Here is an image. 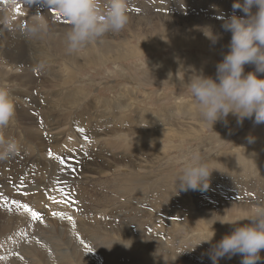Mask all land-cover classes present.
Listing matches in <instances>:
<instances>
[{
    "label": "rangeland",
    "instance_id": "rangeland-1",
    "mask_svg": "<svg viewBox=\"0 0 264 264\" xmlns=\"http://www.w3.org/2000/svg\"><path fill=\"white\" fill-rule=\"evenodd\" d=\"M6 1L2 5H7V3L8 5L12 4L10 5L11 7L9 6L11 13L13 10L12 6L14 7L16 6L14 9L15 11H19L18 9L21 8H28V6H30L32 8V11L34 10L35 14L37 13V11L41 13V10L43 8H47L40 4H34L33 6L28 5L26 0H6ZM186 1L185 0L184 1L183 0H170V1L169 0H128L129 22L123 30H121L119 33L108 32L103 37L89 43L86 47L72 54H68L66 52V33H64V30L68 29L70 25H68L66 19L57 16L54 11H50L49 13H47L48 17L44 16V20L47 23V31L45 35L47 34L49 37L54 35L62 38L65 41V44L62 47L56 48L55 45H44L41 42H38L37 45L32 46L30 42L27 40L25 35V38L21 43L23 44L24 42L27 46L26 48H28L29 52L31 53L28 54L31 57L27 55L28 61L26 64L27 65L26 67H28L27 68L28 73L30 74L28 75V77H26V79L24 78L25 80L16 79L14 77L11 81L12 83L9 82L4 83L3 76H0V87L7 88L12 94L13 101L15 99L14 104L15 102L17 103L15 104V115L13 117V120L14 119L15 120L14 122L12 120V122L14 123L13 124L14 128L13 127L11 128L10 125L8 129L12 133L16 135H20V137L24 139L25 143L23 144L24 147L23 145L21 146L22 151L20 150L19 153H17L14 157L5 161H0V175H1L0 180L2 179L3 183L5 182L11 183V181L13 180L12 164L13 165L15 164L14 160L17 162V170L16 173L14 174L15 179H19L20 175L21 176L28 175L30 171H33L31 170L33 168L36 167L47 168L46 173L48 174L39 173L40 175L39 174L33 175L32 177L34 179L32 177L31 179L43 181L44 179L45 180L47 179L46 178L47 176L48 179L49 178L51 179V180L49 179L51 183H55L59 185L54 189L52 188L50 195L45 197L44 201L51 204L52 207L49 206L47 208H49L48 210L51 211L53 216L56 215L59 216V219L62 222V226H60V230L57 233L51 231L52 229L48 230L49 228L44 226L43 229L41 230L43 231V234L45 233L44 235L42 234L41 231L39 232L36 231V233H33L34 235L33 234L31 235V238L30 236H24L25 238L23 237L22 240L24 241L23 242L21 241L22 247H20V249L32 248L35 247V245L36 246L39 245L41 247L50 249L54 252L57 251L55 253L59 254V256H55V258H53L52 260L53 264H56L60 258V253H61L59 248L60 245L64 249H68V250L71 249L70 250L71 253L75 254L76 249H74V247L72 246V239H70L71 221H69L71 220L69 218L71 216H74V214H69V211L66 208H63L65 207L64 203L60 202L61 199L59 200V198L61 197L63 199L64 198L63 196H67V197L70 196L71 190H74V188L77 187H82L84 194L82 195L81 193V197L83 198L81 200V203L79 202L77 203L78 209L80 210L81 208V210L88 211V212L86 211L87 213L84 214V216H87L86 218L82 215H80V217L78 216L79 219L75 217L76 218L75 223L77 222L76 226H78L77 227L78 231L80 230L79 231L80 234L78 233L79 234L78 236L80 238L77 237L76 239L79 240L78 256L79 255L80 256L78 258L84 259L85 261H87V264L88 263L115 264L116 262L113 259H111L113 258L112 257L113 255L115 258L116 256L120 258L123 257L122 261L124 263L122 262V264H131V263L135 264L134 260L138 259L136 258V255L140 254L141 251L145 249V247L142 248L143 245L141 243H140L141 245L140 244L138 245V242L136 243L135 239L134 238L132 239L128 235L126 236L111 235L110 233H107L106 230H104L103 228H105L106 226L111 227L112 225H113L112 227L115 226L118 227L120 226L119 224L121 223H122L121 225L123 226L125 223L130 222L129 220L132 219L138 220L140 213L141 214L143 213V217L146 216L145 218H143L144 220H152V218L154 220L155 218L156 225L158 226L157 229V227L153 225L154 229L153 228L152 229L153 230L157 229L156 231H154L155 233L158 230H163L165 234L166 233L168 234V227H169L168 225L172 226V231H174V234L176 233V230L179 232L181 231L183 233L182 245L183 247H185L184 250H186V254L184 255V257L187 258V259L184 258L185 260L184 264H196V263L212 264L211 260L207 255L209 251V249L206 248L207 245H204V243L201 242H198V244L201 243V245L198 244L194 245L193 243H196V241L201 238H198L195 241H193L192 238L194 235H196L192 233L193 230H190V233L185 235L184 231L186 230V226L181 225L180 220L185 219L187 221L188 219L186 218L192 219L195 214L203 215L206 210L212 209L211 211L215 210L214 215L218 217L219 219L218 221L243 222L244 218H246L248 215L251 214L252 210L257 204L264 205L263 203L264 202V124L254 125L252 120L246 118L243 121L242 126H240L236 122V117L229 114V116L227 117L228 120L227 126H225L223 122L218 121L217 123L214 124L212 129L210 125H207L202 122V118L195 106V102L191 96V93L186 87L187 82L190 79H192L195 76V74H199L201 72L205 76H211L215 78V72H216L215 65L222 60L223 54L228 50L226 46L230 41V39H228L227 36L229 32H225L222 29L221 25L223 21L218 17L221 15L225 17L230 16L232 14V7H229L228 10L226 9V7H224L225 4L223 2H218L215 0H188L187 2ZM219 3L221 5H219ZM235 14L239 16V13H237V11ZM15 15L17 16V14ZM62 20H66L65 21L66 24ZM20 21L31 23L32 19L28 17H24ZM55 22L57 23L55 24ZM58 23L64 25H58ZM211 23H213V25H211ZM158 24H160L161 26L159 27ZM52 25L54 26V28L51 27ZM205 27H210L214 34H219L222 37L217 44L213 45L211 41L205 37L203 33V29ZM0 35H2V33H0ZM203 40H206V42ZM4 46L5 44H3V47ZM141 46L147 49L139 50L138 48ZM34 47L38 48V50H41L43 47L44 48L49 47V48L48 51L44 52L43 56H41L42 55L41 51L38 52L33 51ZM129 49H134L137 51V53L132 55L131 52H128ZM90 50L95 53L92 52L93 55H91L90 52H87ZM99 54H101L100 55L101 57L99 56ZM0 58L2 62L6 61V57H4L3 55H0ZM95 60H98L99 62L95 63ZM30 61L34 63H31ZM67 61L68 63H66ZM78 63H80V66H78ZM9 64L11 63L9 62ZM18 66L19 64H12V68H17ZM250 71H254V66L245 65V73ZM261 78H264V76H261ZM27 81L30 84H28L26 87L25 83H27ZM21 82H25V83H21ZM17 88L21 89L22 91L19 90V93H17V95H14V92L16 94ZM79 89L82 92H80ZM43 96L45 98H42ZM34 97L35 99H32ZM72 98H75V100H72ZM134 99L138 100L139 102L134 101ZM19 103L21 104L20 107H19L20 105ZM125 103L128 105H126ZM108 105L111 107H109ZM96 107L97 109H94ZM172 109H174V112L170 116L169 124L168 123L167 124L165 123L163 125L153 124L154 123L153 121H156L158 117V113L159 114L165 113ZM138 110L140 111V113H138ZM22 111H26V112L28 111L27 113H30L31 117L26 121H22L21 120ZM150 111L151 114H148V112ZM141 114L143 117L141 116ZM147 115L153 117H149L147 119L148 117ZM124 117H130V118H125L124 120ZM68 118L70 119L69 121L71 122L68 121ZM79 119L81 120V122L84 121L83 122L84 124L82 126L75 125L78 128L74 126V131H73L72 130L73 125ZM90 119L92 122L90 121ZM113 120H115L116 123ZM127 120L129 122H127ZM139 120L142 122L140 123ZM29 122L30 124H28ZM121 122L122 123L125 122V124L124 123L122 124ZM31 123H33V125ZM108 123H112V124L108 125ZM130 123H132L131 127H128ZM120 124L122 125V127ZM29 125L30 126L36 125L37 127L36 126L34 127L40 130V133L42 132L41 136L45 144V147L42 145V142L39 143L30 138V136L24 129L25 127L27 128L30 127ZM69 125L71 127H69ZM114 126L115 127L118 126L117 129L119 131L113 130L112 128H114ZM51 128L52 129L58 128L57 134L63 132H69L72 134L73 132V135L70 137H73L76 146L77 145L80 146V147L78 146L77 148V150H80V152L74 153L72 149L71 150L59 149L60 151L58 149L57 150L54 149L55 147L54 145L56 144L61 145L62 138L58 142L56 141L57 142L56 143L51 138V136H53L51 135ZM105 131L107 132V134ZM113 132L114 133L116 132L115 133L116 135H114ZM82 133L83 134L89 133L90 135L80 136V134ZM122 133L123 136L125 135V137L121 135ZM93 134L95 137L94 139L92 138ZM149 134L150 135L159 134L160 138L157 143V146L152 144L151 149L147 151L148 154L144 155L142 153L141 147L144 143L151 142V140L146 138L147 135ZM165 134L167 135L165 136ZM170 134L171 135L173 134V136H169ZM99 135L101 137H99ZM249 136L254 137V142L252 143L248 142L247 137ZM87 137L88 140H86ZM105 138L107 142L105 141ZM122 138L135 140L134 142L135 145L131 147L129 150H125L121 146L125 145V143L126 146L129 145V141L128 142L127 140L126 142L125 140L122 141ZM101 139L104 142H102ZM88 141L91 142L89 143ZM98 142L100 145L98 144ZM120 142H124V143H120ZM193 149H199L201 151L207 164L212 163V166H208L209 169L212 171L209 177V181H208L209 187L207 190L180 191L179 190L180 181L175 180L174 187H171L173 190L171 193L172 196L168 198L166 206L162 205V203L158 201L159 199L156 196L154 197L149 196L148 198L145 199L146 201H150V203H147L144 199H141L142 197L140 198V201L138 200L135 201L134 199L130 198L131 194H133L131 188L129 189V193L128 191H126L125 193L121 192V190H123L124 188L123 185L127 183L126 180L129 179L128 177L134 178L136 181L139 182L150 181L153 182V184H155L154 181L157 179L165 180L164 176L175 175L177 179L178 175L181 174L182 172V168L184 164L183 158L186 156L187 153H189L190 150ZM252 149L255 152L251 151ZM53 152L58 153L57 156H55V153L53 154ZM125 154H127L126 158L129 157L131 161L130 160L128 162L126 161V159L124 158ZM253 155H259L260 157L258 159L257 158L253 159ZM31 156L32 158H30ZM236 157L237 159H235ZM19 158L20 161L22 162L19 161ZM213 160L216 162H213ZM26 161L28 165L24 164L26 163ZM54 161L57 163H55ZM123 161L126 162V164L122 163ZM141 161L147 163L145 164L144 162ZM151 161H153L154 164ZM39 162L42 165L41 164L39 165ZM22 163L24 164V166ZM131 163L133 165H131ZM137 165L140 166L136 168ZM53 166H56L58 168V169L56 168L58 172L55 173V175H53L51 170ZM142 167L144 169H142ZM41 168L40 171L42 172ZM129 169L130 171H128ZM114 170L116 172H112ZM119 170L120 172H118ZM125 171L127 175L129 174L130 175L127 176L126 173H124ZM83 172L89 173L88 174L89 176H92L91 175L92 173L96 174L97 172L96 175L98 176V179L97 180L95 179L96 180L95 181L92 176L91 178L93 180L91 183H87V184L81 182L79 183V179L82 178ZM60 178L61 180H59ZM118 179H120V181ZM65 181H70V182L72 181L74 184L65 186L64 187L65 192L61 193L60 184ZM170 184H173V182L171 181ZM84 189L85 190L89 189L88 193L87 191L85 192ZM0 190H1L0 198L2 197L4 198V200L8 202L12 201V198L3 197L7 195V192L6 189L3 188L2 184L0 185ZM105 191L107 192L105 193ZM183 192H185L184 194L185 196L182 195ZM14 193H17L16 190H14ZM73 195H75V192ZM10 196L12 197V195ZM106 196H108V198ZM118 197L119 199L121 198V200H119ZM184 197L186 199H184ZM129 199H131V201ZM189 201L191 202L190 204L188 203ZM87 202L88 203L93 202L96 207H94L93 203L88 204ZM118 202H123V203H119L120 204L119 205ZM112 203L115 204L113 205ZM27 204L30 208L31 206L32 208H35L34 203H32L30 199L29 201L27 200ZM78 204H80V206ZM99 204H101V207ZM111 205L112 207L113 206L114 207L112 208ZM189 205L192 210V212H190L189 215L188 213L183 214L182 212H179L177 215L178 217H176L175 219L174 217H167V214H165L166 213L165 210H169L168 209L169 207H173L175 210L179 208L184 209L185 207V209H188L190 211V209L188 208ZM196 208L197 210L195 211L194 214V210ZM226 213L228 214L226 215ZM90 214L92 216L95 214L98 216V218L106 217L108 221V222L106 221L107 225H105L104 223L102 225L101 223L97 228V230H93L94 228L91 227L94 222ZM149 214L151 219L149 217ZM154 215L157 217H155ZM159 216L162 219V221H163V216H165L164 218L167 217L168 220L164 219L165 225H163L164 222L162 223L161 220H159ZM20 220L18 222L19 223L21 222L20 224H23L22 220L21 221ZM169 220L171 223L168 222ZM39 221L41 222V220ZM90 221L91 223H89ZM0 222L1 223L3 222L1 214H0ZM44 222L50 223L49 220L48 221L44 220ZM221 222L219 223L222 226H224L226 229V227L229 224L221 223ZM112 223H117V224H112ZM82 225H85V227L84 226L82 227ZM166 226L167 228H164ZM85 232L87 233L85 234ZM211 232L209 231L208 233L212 234ZM219 234H220L219 237L216 238L217 241H219L224 235L228 234V232L227 231L220 232ZM35 235L38 238H36ZM44 238L47 239L45 240ZM68 241H70V243ZM178 242H173L174 247L178 244ZM58 243L59 245H57ZM75 243L77 245L78 241H75ZM131 244L133 245L131 246ZM169 245L173 246L171 243H169ZM202 245H203L202 248L205 250L204 254H198V251L196 250H194V252L193 250L189 251L193 247L198 248L197 250H199L201 249L200 246ZM51 246H53L54 248H52ZM103 246L105 247L103 248ZM89 248L93 251H91ZM96 254L97 255L100 254V257L97 256ZM238 256L239 255L234 256L230 260L227 258H222L219 261V264H231V263L240 264L241 257L240 260L234 259ZM260 256L262 257V259L258 261L257 264H264V250L261 251ZM132 259L133 261L131 262ZM19 260L27 263L30 259L27 257H22ZM88 260L90 261L92 260V261L90 262ZM108 260L110 261L107 262ZM78 261L79 260H75L74 264H81Z\"/></svg>",
    "mask_w": 264,
    "mask_h": 264
},
{
    "label": "bare ground",
    "instance_id": "bare-ground-1",
    "mask_svg": "<svg viewBox=\"0 0 264 264\" xmlns=\"http://www.w3.org/2000/svg\"><path fill=\"white\" fill-rule=\"evenodd\" d=\"M5 1L6 0H0V33H2V35H0V55H3L4 57H6V61H1V58H0V63L2 64H0V76H3V82L4 83H6V82H9V83H12L11 81H12V79L15 77L16 79H23V80H25L26 79V77H28V75L30 74V73H28V70H27V68L28 67H26L27 65V61H28V56H30V55H28V54H31L30 52H29V49L28 48H26L27 46H26V44L23 42V44L21 43L23 40H24V38H25V34H24V29L27 27V26H29L31 23H27V22H24V21H20V20H22L24 17H28V18H30V19H32L33 18V16H34V14H35V12H34V10L32 11V8L30 7V6H28V8H21V9H18L19 11H15L14 9H15V7L14 6H12V8H13V10H12V13H11V10H10V8H9V6L10 5H12V4H10V5H8V3H7V5H8V7H7V5H2V4H4L5 3ZM170 1V0H169ZM184 1V0H183ZM186 1V0H185ZM188 1V0H187ZM186 1V2H187ZM215 1H218V2H223L224 4H225V6L224 7H226V9H228L229 10V7H232V4L234 3V0H215ZM6 2H8V1H6ZM241 2H242V0H241ZM185 4V3H184ZM29 5V4H28ZM189 5V4H188ZM191 5H193V4H191ZM219 5H221L220 3H219ZM31 6H33V5H31ZM186 6V5H185ZM11 7V6H10ZM189 8V7H188ZM17 9V8H16ZM186 9V8H185ZM255 11H257V8L254 6L253 7V9H252V12L253 13H255ZM19 12V13H18ZM50 11H49V9L48 8H43L42 10H41V14H43V16H45V17H48L47 16V13H49ZM168 12V11H167ZM237 13H239V16H244V13L242 12V11H240V10H237ZM15 14H17V16L15 15ZM65 24H66V20H62ZM57 22H55V24H56ZM58 25H64V24H61V23H58ZM69 25V24H68ZM159 25V27L161 26L160 24H158ZM207 25H209V24H207ZM211 25H213V23H211ZM51 27H53L54 28V26L52 25ZM211 27V26H210ZM216 27V26H215ZM213 28V27H212ZM66 31H67V29L66 30H64V33H66ZM228 39H230L231 38V33L229 32L228 33ZM226 36V37H227ZM224 37V36H223ZM26 38H27V40L30 42V44L32 45V46H34V45H37L38 44V42H41V43H43L44 45H55L56 46V48H60V47H62L64 44H65V41L62 39V38H60V37H57V36H54V35H52V36H48L47 34L45 35H43L42 37H38V38H30V37H27L26 36ZM227 39V38H226ZM203 41H205L206 42V40H203ZM177 42V41H176ZM3 44H5V46L3 47ZM48 48L49 47H46V48H42L41 50H38V48H36V47H34V49H33V51H36V52H38V51H41V56H43V53L44 52H47L48 51ZM56 48H53V49H56ZM88 48V47H87ZM107 49V48H106ZM139 50H143V49H147V48H145V47H143V46H141V47H139L138 48ZM104 51V50H103ZM108 51V50H107ZM87 52H90L91 53V55H93L92 54V52L93 51H87ZM128 52H131V54L132 55H134V54H136L137 53V51L136 50H134V49H129L128 50ZM93 53H95V52H93ZM143 53V52H142ZM98 54V53H97ZM110 54V53H109ZM121 54V53H120ZM28 55V56H27ZM35 55H37V54H35ZM101 54H99V56H100ZM125 55V54H124ZM97 56V55H96ZM31 57V56H30ZM101 57V56H100ZM99 57V58H100ZM128 57V56H127ZM45 58V57H44ZM94 58V57H93ZM97 58V57H96ZM67 59V58H66ZM102 59V58H101ZM105 59V58H104ZM119 59V58H118ZM33 60H35V59H33ZM55 60V59H54ZM9 62L11 63V64H9ZM12 62H14V63H12ZM31 62V61H30ZM29 62V63H30ZM36 62V61H35ZM75 62V61H74ZM99 61L98 60H95V63H98ZM31 63H34V62H31ZM66 63H68V61L66 62ZM85 63H87V62H85ZM92 63H94V62H92ZM12 64H19V66L17 67V68H12ZM88 65V64H87ZM50 66V65H49ZM78 66H80V63H78ZM40 67V66H39ZM54 67V66H53ZM71 68V67H70ZM87 68H89V67H87ZM54 70V69H53ZM72 70V69H71ZM20 71H21V73H20ZM49 71V70H48ZM47 71V72H48ZM50 72V71H49ZM44 73V72H43ZM51 73V72H50ZM65 74V73H64ZM32 75V74H31ZM30 75V76H31ZM34 77V76H33ZM75 77V76H74ZM25 78V79H24ZM31 79H33V78H31ZM74 79H76V78H74ZM30 81V80H29ZM34 81H36V80H34ZM44 81V80H43ZM45 82V81H44ZM16 83H18V82H16ZM21 83H25V82H21ZM28 84H30L28 81H27V83H25V85H26V87H27V85ZM15 85V84H14ZM22 85V84H21ZM13 87V86H12ZM24 87V86H23ZM25 87V88H26ZM30 87V86H29ZM28 87V88H29ZM27 88V89H28ZM34 89V88H33ZM19 90H21V89H19V88H17L16 89V94H15V92H14V95H17V93H19ZM80 90V89H79ZM22 91V90H21ZM35 91V90H34ZM34 91H32V92H34ZM131 91V90H130ZM129 91V92H130ZM26 92H27V90H26ZM60 92V91H59ZM80 92H82L81 90H80ZM126 92V91H125ZM31 93V92H30ZM128 93V92H127ZM129 94V93H128ZM132 94V93H131ZM130 94V95H131ZM22 95V94H21ZM44 95V94H43ZM125 95V94H124ZM134 95V94H133ZM19 96V95H18ZM17 97V96H16ZM124 97H126V96H124ZM123 97V98H124ZM24 98V97H23ZM42 98H45L44 96L42 97ZM53 98V97H52ZM128 98V97H127ZM132 98V97H131ZM21 99V98H20ZM19 99V100H20ZM27 99V98H26ZM32 99H35V97L34 98H32ZM136 99V98H135ZM134 99V101H138V100H135ZM28 100V99H27ZM45 100V99H44ZM72 100H75V98H72ZM14 101H15V99H14ZM23 101V100H22ZM31 101V100H30ZM36 101V100H35ZM34 101V102H35ZM43 101V100H42ZM96 101V100H95ZM124 101V100H123ZM26 102V101H25ZM127 102V101H126ZM139 102V101H138ZM21 103V102H20ZM19 103V104H20ZM23 103V102H22ZM48 103V102H47ZM15 104H17L16 102H15ZM32 104V103H31ZM90 104V103H89ZM124 104V103H123ZM126 104V103H125ZM135 104V103H134ZM24 105V104H23ZM47 105V104H46ZM94 105V104H93ZM92 105V106H93ZM111 105V104H110ZM126 105H128V104H126ZM126 105H125V107H126ZM21 106V104L19 105V107ZM30 106V105H29ZM109 106V105H108ZM112 106V105H111ZM111 106H109V107H111ZM35 107H36V105H35ZM91 107V106H90ZM94 109H97V107L96 108H94ZM107 109V108H106ZM131 109V108H130ZM28 110V109H27ZM36 110V109H35ZM74 110V109H73ZM86 110V109H85ZM108 110V109H107ZM114 110V109H113ZM132 110V109H131ZM61 111V110H60ZM119 111V110H118ZM137 111V110H136ZM18 112V111H17ZM28 112V111H27ZM26 111H22L21 112V120L22 121H26V120H28L30 117H31V114L30 113H27ZM64 112V111H63ZM62 112V113H63ZM106 112V111H105ZM109 112V111H108ZM121 112V111H120ZM131 112V111H130ZM174 112V109H172V110H169V111H167V112H165V113H158V117H157V119H156V121H153L154 123V125L155 124H158V125H163V124H169L170 123V116L172 115V113ZM84 113V112H83ZM118 113V112H117ZM116 113V114H117ZM135 113V112H134ZM138 113H140V111L138 110ZM145 113V112H144ZM154 113V112H153ZM46 114V113H45ZM67 114V113H66ZM89 114V113H88ZM111 114V113H110ZM148 114H151V111L150 112H148ZM43 115H44V113H43ZM48 115V114H47ZM107 115V114H106ZM144 115V114H143ZM154 115V114H153ZM51 116V115H50ZM64 116V115H63ZM91 116V115H90ZM105 116V115H104ZM110 116V115H109ZM140 116V115H139ZM138 116V117H139ZM141 116H142V114H141ZM148 117H147V119L149 118V117H153V116H149V115H147ZM156 116H157V114H156ZM48 117V116H47ZM54 117V116H53ZM65 117V116H64ZM71 117V116H70ZM74 117H75V115H74ZM77 117H78V115H77ZM114 117V116H113ZM143 117V116H142ZM146 117V116H145ZM66 118V117H65ZM88 118H89V116H88ZM125 118H130V117H124V120H125ZM156 118V117H155ZM73 119V118H72ZM110 119V118H109ZM108 119V120H109ZM144 119V118H143ZM13 120V119H12ZM15 120V119H14ZM14 120H13V122H14ZM19 120H20V118H19ZM70 119L68 118V121H69ZM103 120V119H102ZM105 120V119H104ZM136 120H138V119H136ZM142 120V119H141ZM150 120H151V118H150ZM155 120V119H154ZM22 121H20V122H22ZM90 121H91V119H90ZM99 121H100V119H99ZM113 121H115V120H113ZM116 121H117V119H116ZM116 121H115V123H116ZM140 121V120H139ZM12 121L10 122V124L7 126V127H5V128H3V129H0V135L2 136V137H4V138H15L16 139V141L18 142V144L20 145V146H22L24 143H25V141H24V139H22L21 137H20V135H16V134H14V133H12L8 128H9V126L12 128L14 125V123H13ZM17 122V121H16ZM69 122H71V121H69ZM68 122V123H69ZM84 122V121H83ZM83 122H81V120L79 119V120H77L75 123H74V125H73V128H72V130L74 131V126L75 125H79V126H82L84 123ZM92 122V121H91ZM127 122H129L128 120H127ZM142 121H140V123H141ZM174 122V121H173ZM89 123V122H88ZM98 123V122H97ZM113 123V122H112ZM112 123H108V125L109 124H112ZM122 123V122H121ZM124 124H125V122H123ZM122 123V124H123ZM139 123V124H140ZM28 124H30V122L28 123ZM32 125H33V123H31ZM131 124L132 123H130V125L128 126V127H131ZM138 124V123H137ZM147 124V123H146ZM145 124V125H146ZM151 124H152V122H151ZM22 125H24V124H22ZM46 125V124H45ZM117 125V124H116ZM121 125V124H120ZM141 125V124H140ZM30 126V125H29ZM34 126H36V125H34ZM34 126H30V127H23L25 130H26V132L28 133V135L30 136V138L32 139V140H34V141H36V142H39V143H41L42 142V145L45 147V144H44V142H43V140H42V136H41V133H40V130H38V129H36ZM48 126V125H47ZM139 126V125H138ZM157 126V125H156ZM37 127V126H36ZM49 127V126H48ZM69 127H71L70 125H69ZM68 127V128H69ZM76 127V126H75ZM112 127V126H111ZM118 127V126H117ZM117 127H115L114 126V128H112L113 130H115V131H117L118 129H117ZM121 127H122V125H121ZM142 127V126H141ZM150 127V126H149ZM153 127V126H152ZM14 128V127H13ZM76 128H78V127H76ZM145 128V127H144ZM146 128H148V127H146ZM71 129V128H70ZM133 129H134V127H133ZM136 129V128H135ZM139 129V128H138ZM172 129V128H171ZM12 130V129H11ZM128 130H129V128H128ZM57 131H58V128H51V135H53V136H51V138L56 142H58L61 138H62V143H61V145H54L55 147H54V149H65V150H68V149H72V151L74 152V153H79L80 152V150H77V148H78V146L79 145H77L76 146V144H75V142H74V140H73V137H70V136H72L73 135V132H72V134L71 133H69V132H63V133H58L57 134ZM111 131V130H110ZM119 131V130H118ZM120 131H122V130H120ZM153 131V130H152ZM169 131V130H168ZM17 132V131H16ZM18 132H20V131H18ZM76 132H77V130H76ZM79 132H80V130H79ZM100 132H101V129H100ZM106 132V131H105ZM126 132V131H125ZM149 132V131H148ZM155 132V131H154ZM114 133V132H113ZM116 133V132H115ZM114 133V135H116ZM21 134V133H20ZM47 134V133H46ZM74 134H76V133H74ZM103 134V133H102ZM105 134V133H104ZM106 134H107V132H106ZM109 134V133H108ZM112 134V133H111ZM146 134V133H145ZM84 135H90L89 133H85V134H80V136H84ZM117 135H118V133H117ZM122 136H123V133L121 134ZM167 134H165V136H166ZM49 136V135H48ZM75 136V135H74ZM79 136V137H80ZM97 136V135H96ZM103 136H105V135H103ZM108 136V135H107ZM121 136V137H122ZM142 136V135H141ZM144 136V135H143ZM169 136H173V134L171 135H169ZM169 136H167V137H169ZM23 137V136H22ZM99 137H101L100 135H99ZM115 137V136H114ZM113 137V138H114ZM123 137H125V135L123 136ZM127 137V136H126ZM24 138V137H23ZM92 138L94 139L95 137H94V134L92 135ZM119 138V137H118ZM146 138H148L149 140H151V142H149V143H144L143 145H142V153L145 155V154H148V152L147 151H149L150 149H151V145L152 144H154L155 146H157V143H158V141H159V138H160V135L159 134H149V135H147V137ZM172 138V137H171ZM82 139V138H81ZM99 139V138H98ZM141 139V138H140ZM143 139V138H142ZM28 140V139H27ZM86 140H88V137H87V139ZM86 140H84V141H86ZM102 140V139H101ZM100 140V141H101ZM117 140V139H116ZM125 140V142H126V140H127V142L129 141V145H127L126 146V143H125V145H120L121 147H123L125 150H129L131 147H133L134 145H135V140H133V139H123L122 138V141H124ZM96 141H97V139H96ZM105 141H106V138H105ZM115 141V140H114ZM140 141V140H139ZM142 141V140H141ZM31 142V141H30ZM56 142V143H57ZM89 142V141H88ZM91 142V141H90ZM89 142V143H90ZM102 142H104L103 140H102ZM107 142V141H106ZM120 143H124V142H120ZM139 143V142H138ZM26 144H28V143H26ZM54 144V143H53ZM94 144H95V142H94ZM98 144H99V142H98ZM128 144V143H127ZM100 145V144H99ZM137 145V144H136ZM141 145V144H140ZM255 145V144H254ZM89 146V145H88ZM101 146H103V145H101ZM252 146V145H251ZM23 147H24V145H23ZM26 147H27V145H26ZM37 147V146H36ZM80 147V146H79ZM104 147H105V145H104ZM121 147H119V148H121ZM139 147V146H138ZM29 148V147H28ZM85 148V147H84ZM90 148V147H89ZM118 148V149H119ZM134 148H136V147H134ZM140 148V149H141ZM254 148V147H253ZM23 149V148H22ZM92 149V148H91ZM95 149V148H94ZM153 149V148H152ZM25 150V149H24ZM36 150V149H35ZM75 150V151H74ZM77 150V151H76ZM107 150V149H106ZM110 150H112V149H110ZM154 150V149H153ZM22 151V150H21ZM26 151V150H25ZM50 151V150H49ZM60 151V150H59ZM85 151V150H84ZM116 151H117V149H116ZM120 151V150H119ZM118 151V152H119ZM138 151V150H137ZM251 151H254L253 149L251 150ZM131 152V151H130ZM255 152V151H254ZM19 153V152H18ZM27 153V152H26ZM25 153V154H26ZM55 152H53V154H54ZM87 153V152H86ZM100 153V152H99ZM105 153V152H104ZM116 153V152H115ZM22 154V153H21ZM57 154L58 153H55V156H57ZM249 154H251V153H249ZM36 155H37V153H36ZM50 155V154H49ZM98 155H100V154H98ZM126 155L127 154H125L124 155V158L126 159V161L128 162L130 159H129V157H127L126 158ZM130 155H131V153H130ZM234 155V154H233ZM19 156V155H18ZM25 156V155H24ZM30 156V155H29ZM54 156V157H55ZM60 156V155H59ZM92 156V155H91ZM102 156H104V155H102ZM62 157V156H61ZM60 157V158H61ZM121 157V156H120ZM119 157V158H120ZM260 156L259 155H253V159H258ZM25 158V157H24ZM30 158H32V156L30 157ZM102 158V157H101ZM118 158V157H117ZM131 158V157H130ZM134 158V157H133ZM220 158V157H219ZM218 158V159H219ZM18 159V158H17ZM26 159V158H25ZM37 159V158H36ZM42 159V158H41ZM95 159V158H94ZM105 159V158H104ZM113 159V158H112ZM124 159V160H125ZM138 159V158H137ZM235 159H237V157L235 158ZM93 160V159H92ZM96 160V159H95ZM94 160V161H95ZM108 160V159H107ZM135 160V159H134ZM133 160V161H134ZM143 160V159H142ZM223 160V159H222ZM19 161H20V158H19ZM25 161V160H24ZM23 161V162H24ZM30 161V160H29ZM36 161V160H35ZM39 161V160H38ZM102 161V160H101ZM113 161V160H112ZM131 161V160H130ZM145 161V160H144ZM144 161H141V162H144ZM220 161V160H219ZM14 162H15V164L13 165L12 164V177H13V180L11 181V183H6L5 181V183H3V181H2V179L0 180V185L2 184L3 185V188H5L6 189V192H7V195L6 196H3V197H9V198H12V201H10V202H8V201H6V200H4V198H0V214L2 215V220H3V222L1 223L0 222V264H53L52 262V260H53V258H55V256H59V254H56L55 252H57V251H52V250H50V249H47V248H44V247H41V246H39V245H35V247H32V248H21L20 249V247H22L21 245H22V242L24 241V240H22L23 239V237L24 236H30V238H31V235L33 234V233H36V231H41L42 229H43V227L45 226V227H47V228H49L48 230H50V229H52L51 231H53V232H55V233H57V232H59V230H60V226H62V222H61V220L59 219V216H53V214L51 213V211H49L48 209L49 208H47V207H49V206H51V204L50 203H47L46 201H44V198L45 197H47V196H49L50 195V193H51V191H52V188L54 189L55 187H57V186H59L58 184H55V183H51V179L49 180L48 179V177L46 176V180L44 179L43 181H38V180H32L31 179V177L33 176V175H37V174H39V173H46L47 172V168H45V167H43V168H41V170H42V172L40 171V168L39 167H36V168H33V169H31V170H33V171H30L29 172V174L28 175H20V177H19V179H15L14 178V174L16 173V170H17V162L14 160ZM20 162H22V161H20ZM55 162V161H54ZM78 162V161H77ZM152 163H153V161H151ZM213 162H216V161H214L213 160ZM218 162V161H217ZM2 163V162H1ZM43 163V162H42ZM55 163H57V162H55ZM89 163V162H88ZM88 163H87V166H88ZM122 163H125L126 164V162H122ZM136 163V162H135ZM140 163V162H139ZM145 163V162H144ZM147 163V162H146ZM145 163V164H146ZM159 163V162H158ZM23 164V163H22ZM24 164H27L28 165V163H27V161H26V163H24ZM24 164H23V166H24ZM41 163L39 162V165H40ZM137 164V163H136ZM154 164V163H153ZM152 164V165H153ZM156 164V163H155ZM34 165H36V164H34ZM42 165V164H41ZM47 165V164H46ZM53 165V164H52ZM85 165V164H84ZM131 165H133L132 163H131ZM21 166V165H20ZM48 166V165H47ZM94 166V165H93ZM108 166V165H107ZM140 165H137L136 166V168L137 167H139ZM155 166V165H154ZM208 166H212V163H209L208 164ZM51 167V166H50ZM98 167V166H97ZM102 167V166H101ZM109 167V166H108ZM107 167V168H108ZM157 167V166H156ZM57 167L56 166H53L52 167V173H53V175H55V173H57L58 171H57V169H56ZM96 168V167H95ZM103 168H104V166H103ZM111 168V167H110ZM109 168V169H110ZM149 168V167H148ZM153 168V167H152ZM155 168V167H154ZM21 169V168H20ZM25 169V168H24ZM88 169V168H87ZM90 169H91V167H90ZM89 169V170H90ZM117 169V168H116ZM142 169H144L143 167H142ZM97 170V169H96ZM108 170V169H107ZM138 170V169H137ZM149 170V169H148ZM156 170V169H155ZM23 171V170H22ZM91 171H93V170H91ZM103 171V170H102ZM128 171H130V169L128 170ZM134 171V170H133ZM141 171V170H140ZM170 171V170H169ZM88 172V171H87ZM87 172H83L82 173V178H80L79 179V183L81 182V183H85V184H87V183H91L92 182V176H93V178H94V180L96 179H98V176L96 175L97 174V172H96V174H91L92 176H89L88 174L89 173H87ZM99 172V171H98ZM112 172H116L115 170L114 171H112ZM118 172H120V170L118 171ZM18 173V172H17ZM51 173V172H50ZM68 173H70V172H68ZM124 173H126V171L124 172ZM130 173V172H129ZM22 174V173H21ZM26 174V173H25ZM46 174H48V173H46ZM76 174V173H75ZM104 174H105V172H104ZM110 174V173H109ZM108 174V175H109ZM132 174V173H131ZM135 174V173H134ZM40 175V174H39ZM102 175V174H101ZM100 175V176H101ZM126 175H127V173H126ZM130 175V174H129ZM129 175H127V176H129ZM140 175V174H139ZM1 176V175H0ZM3 176V175H2ZM44 176V175H43ZM50 176V175H49ZM73 176V175H72ZM215 176V175H214ZM16 177V176H15ZM45 177V176H44ZM75 177V176H74ZM102 177V176H101ZM106 177V176H105ZM116 177H118V176H116ZM141 177V176H140ZM142 177H144V176H142ZM148 177V176H147ZM33 178V177H32ZM73 178V177H72ZM76 178H77V176H76ZM129 178V179H128ZM127 179L128 180H126L127 181V183H125V185H123L124 186V188H123V190H121V192L122 193H125L126 191H128V193H129V189L131 188L132 190V192H133V194H131V197L130 198H132V199H134L135 201L136 200H138V201H140V198L141 199H146V198H148L149 196H156L159 200V202H161L162 203V205H164V206H166L167 204V200H168V198H170L172 195H171V193H172V188L171 187H174V182H175V180H176V177H175V175H171V176H164V178H165V180H163V179H157V180H155L154 181V183L155 184H153V182H150V181H136L134 178H130V177H128ZM213 178V177H212ZM34 179V178H33ZM39 179V178H38ZM84 179V180H83ZM155 179V178H154ZM220 179V178H219ZM42 180V179H41ZM59 180H61V178L59 179ZM65 180V179H64ZM95 180V181H96ZM100 180V179H99ZM116 180V179H115ZM119 181H120V179H118ZM117 180V181H118ZM125 180V179H124ZM223 180H224V178H223ZM101 181V180H100ZM117 181H115V182H117ZM123 181V180H122ZM121 181V182H122ZM153 181V180H152ZM173 182V184H170V182ZM109 182V181H108ZM107 182V183H108ZM58 183V182H57ZM106 183V182H105ZM110 183V182H109ZM218 183V182H217ZM60 184V183H59ZM70 184H74L72 181L70 182V181H65V182H62L60 185H61V187H60V189H61V193H64L65 192V189H64V187L65 186H67V185H70ZM94 184V183H93ZM101 184V183H100ZM104 184V183H103ZM102 184V185H103ZM115 184V183H114ZM124 184V183H123ZM107 185V184H106ZM12 186H15V187H12ZM99 186H101V185H99ZM12 187V188H11ZM107 187V186H106ZM104 188H105V186H104ZM103 188V189H104ZM121 189V188H120ZM4 190V189H3ZM14 190H16V192L17 193H14ZM85 190V189H84ZM88 190L89 189H86L85 190V192L87 191V193H88ZM107 190H108V188H107ZM1 191V190H0ZM74 192H75V195H73L74 194ZM90 192H91V190H90ZM107 191H105V193H106ZM109 192V191H108ZM2 193V192H1ZM81 193H82V195H84L83 194V190H82V187H77V188H74V190H71V195L70 196H63L64 198L62 199L61 197L59 198V200H60V202H62V203H64V206L65 207H63V208H66L68 211H69V214H74V216H71L69 219H71V220H69V221H71V229H70V239H72V246L74 247V249H76V252H75V254H72L71 253V249L70 250H68V249H64V248H62L61 247V245H60V258H59V260H58V262L56 263V264H74L75 263V260H79L78 262H80L81 264H87V261H85L84 259H80V258H78L79 256H78V245H79V240H76L77 239V237H79L78 235L80 234V230L78 231V226H76V224H77V222L75 223V217H77L78 218V216L80 217V215H82V216H84V214H86L87 212L85 211V210H81V208H80V210L78 209V206H77V203L79 202V203H81V200H82V198L83 197H81ZM98 193V192H97ZM103 193V192H102ZM90 194V193H89ZM101 194V193H100ZM99 194V195H100ZM121 194V193H120ZM185 194V192H183V194L182 195H184ZM2 195H4V194H2ZM9 195V196H8ZM10 195H12V197L10 196ZM126 195V194H125ZM130 195V194H129ZM94 196H95V194H94ZM114 196H115V194H114ZM185 196V195H184ZM107 198H108V196H106ZM117 197V196H116ZM125 197V196H124ZM188 197V196H187ZM87 198V197H86ZM92 198V197H91ZM126 198H128V197H126ZM152 198V197H151ZM29 199L32 201V203H34V207L35 208H32V206H31V209L32 210H34V211H36L37 213H39L40 214V217H41V222L40 221H37V220H33L32 219V217H31V214L29 213V212H26L23 208H21L20 207V205H24V204H27V200L29 201ZM99 199H100V197H99ZM114 199V198H113ZM118 199H119V197H118ZM123 199V198H122ZM181 199V198H180ZM184 199H186L185 197H184ZM87 200V199H86ZM85 200V201H86ZM102 200V199H101ZM112 200V199H111ZM115 200V199H114ZM119 200H121V198L119 199ZM130 201H131V199H129ZM154 200V199H153ZM152 200V201H153ZM155 200H157V199H155ZM183 200V199H182ZM100 201V200H99ZM104 201V200H103ZM103 201H102V203H103ZM108 201V200H107ZM117 201V200H116ZM146 201V200H145ZM115 202V201H114ZM124 202V201H123ZM123 202H118V204L119 203H123ZM134 202V201H133ZM147 203H150V201H146ZM242 202V201H241ZM88 203V202H87ZM90 203H93V202H89L88 204H90ZM105 203V202H104ZM169 203H170V201H169ZM189 204L191 203L190 201L188 202ZM243 203V202H242ZM264 203V202H263ZM28 204H30V203H28ZM27 204V205H28ZM84 204V203H83ZM86 204V203H85ZM94 204V203H93ZM106 204V203H105ZM107 204H109V203H107ZM113 204V203H112ZM115 204V203H114ZM113 204V205H114ZM118 204H116V205H118ZM178 204V203H177ZM79 206H80V204H78ZM98 205V204H97ZM100 205V207H101V204H99ZM120 205V204H119ZM123 205V204H122ZM174 205V204H173ZM83 206V205H82ZM81 206V207H82ZM86 206V205H85ZM91 206H92V204H91ZM103 206V205H102ZM110 206V205H109ZM163 206V207H164ZM52 207V206H51ZM84 207V206H83ZM94 207H96L95 206V204H94ZM108 207V206H107ZM106 207V208H107ZM111 207H112V205H111ZM114 207V206H113ZM112 207V208H113ZM116 207H118V206H116ZM85 208V207H84ZM189 209H190V211L188 210V209H185V207H184V209H182V208H179V209H177V210H175L173 207H169L168 209L169 210H165L166 211V213L165 214H167V217H174L175 219H176V217H178L177 215H178V213L179 212H182L183 214H187L188 213V215L190 214V212H192V210H191V207H190V205H189V207H188ZM121 209V208H120ZM89 210H91V209H89ZM102 210V209H101ZM107 210V209H106ZM128 210V209H127ZM133 210V209H132ZM131 210V211H132ZM147 210H149V209H147ZM146 210V211H147ZM154 210V209H153ZM157 210H158V208H157ZM197 210V208L194 210V214H195V211ZM212 210V209H211ZM211 210H206L205 211V213L203 214V215H197V214H195L194 215V217L192 218V219H189V218H186V219H188L187 221L185 220V219H181L180 220V222H181V225H184V226H186V230L185 229H183V230H185L184 231V234L186 235V234H188V233H190V230H193L192 231V233H194V234H196V235H194L193 236V238H192V240L193 241H195L196 239H198V238H201V239H199V240H197L196 241V243H193V242H191V243H193L194 245L195 244H198V242H202V241H206V240H210L211 238H212V240H211V242H202V243H204V245H207V249H210V247H211V245L212 244H215L216 242H218L217 241V237H219V233L220 232H228V234H230L231 233V231L233 230V225H231V224H229L227 227H226V229H225V227L224 226H222L220 223H219V219H218V217L216 216V215H214V213H215V210L214 211H211ZM91 211H93V210H91ZM95 211V210H94ZM99 211H100V209H99ZM108 211V210H107ZM134 211V210H133ZM132 211V212H133ZM136 211V210H135ZM140 211V210H139ZM103 212V211H102ZM119 212V211H118ZM137 212V211H136ZM141 212H143V211H141ZM154 212V211H153ZM158 212V211H157ZM93 213V212H92ZM95 213V212H94ZM99 213V212H98ZM101 213V212H100ZM131 213V212H130ZM134 213V212H133ZM150 213V212H149ZM59 214V213H58ZM96 214V213H95ZM91 215V218H92V220H93V224H92V227L91 228H94L93 230H97V228L99 227V225L102 223V225H103V223L105 224V225H107L106 223L108 222L107 221V219H106V217H103V218H98V216L97 215ZM109 214V213H108ZM124 214V213H123ZM156 214V213H155ZM160 214V213H159ZM228 213H226V215H227ZM88 215V214H87ZM99 215V214H98ZM107 215V214H106ZM120 215V214H119ZM140 215V216H139ZM138 216H139V218H138V220H134V219H132V220H129L130 222H128V223H123L124 225L122 226L121 224H119L120 226H118V227H109V226H106L105 228H103L104 230H106V232L107 233H110L111 235H119V236H121V235H128L129 237H131L132 239L134 238L135 239V241H136V243L138 242V245L141 243L143 246H142V248L143 247H145V249H143L142 251H141V253L140 254H137L136 255V258H138V259H135L134 260V262H135V264H166V262H165V260H168L169 259V255H171V258H175L176 257V255H178L179 253H181V252H184V253H182V254H180V255H178V257L174 260V261H168L167 262V264H184L185 263V260H184V255L186 254V250H184L185 249V247H183V245H182V232L180 231H177L176 230V233L174 234V231H172V226L171 225H168L169 227H168V234L166 233H164L163 232V230H158L156 233L154 232V231H156L157 229H158V226L156 225V222H155V218H154V220H153V218H152V220H144L143 218H145L146 216H144L143 217V213L141 214H139ZM152 215V214H151ZM157 215V214H156ZM81 216V217H82ZM103 216V215H102ZM133 216H134V214H133ZM148 216V215H147ZM153 216V215H152ZM155 216V215H154ZM162 216V215H161ZM249 216V215H248ZM85 218L87 217V216H84ZM101 217V216H100ZM118 217V216H117ZM128 217V216H127ZM149 217H150V214H149ZM155 217H157V216H155ZM165 216H163V221H162V219L160 218V216H159V220H161V222L163 223V225H165V221H164V219H166V220H168L167 219V217L166 218H164ZM66 218V217H65ZM83 218V217H82ZM110 218V217H109ZM108 218V219H109ZM123 218V217H122ZM131 218V217H130ZM22 220V222H23V224H20L18 221L19 220ZM79 219V218H78ZM77 219V220H78ZM116 219V218H115ZM120 219V218H119ZM136 219V218H135ZM147 219H149V218H147ZM150 219H151V217H150ZM158 219V218H157ZM20 220V221H21ZM44 220H49L50 221V223H47V222H44ZM63 220V219H62ZM76 220V221H77ZM80 220H82V219H80ZM86 220V219H85ZM134 220V221H133ZM172 220V219H171ZM243 220V219H242ZM52 221V222H51ZM67 221V220H66ZM107 221V222H106ZM118 221H120V220H118ZM122 221V220H121ZM133 221V222H132ZM157 221V220H156ZM174 221V220H173ZM24 222H26V223H24ZM84 222V221H83ZM110 222V221H109ZM123 222V221H122ZM160 222V223H161ZM168 222H170V220L168 221ZM185 222V223H184ZM244 222L246 223L247 221H245V218H244ZM89 223H91V221L89 222ZM171 223V222H170ZM39 224V225H38ZM64 224V223H63ZM80 224V223H79ZM112 224H117V223H112ZM158 224H159V222H158ZM155 227H157V229L156 230H153L154 229V226ZM68 226V225H67ZM85 227V225H82V227ZM91 226V225H90ZM160 226V225H159ZM162 226V225H161ZM66 227V226H65ZM80 227V226H79ZM70 228V227H69ZM68 228V229H69ZM153 228V229H152ZM164 228H167V226L166 227H164ZM178 228V227H177ZM39 229V230H38ZM89 229V228H88ZM102 229V230H103ZM212 229V230H211ZM67 230V229H66ZM180 230V229H179ZM62 231V230H61ZM60 231V232H61ZM92 231V230H91ZM100 231V230H99ZM165 231V230H164ZM211 232V231H213L214 232V236H213V232H211L212 234H209L208 232ZM38 232H37V234H38ZM42 232V234H43V231H41ZM65 232V231H64ZM63 232V233H64ZM68 232V231H67ZM95 232V231H94ZM101 232V231H100ZM103 232V231H102ZM196 232V233H195ZM52 233V232H51ZM79 233V234H78ZM87 232H85V234H86ZM91 233V232H90ZM99 233V232H98ZM45 234V233H44ZM43 234V235H44ZM50 234V233H49ZM34 235V234H33ZM56 235V234H55ZM59 235H60V233H59ZM67 235V234H66ZM97 235V234H96ZM108 235V234H107ZM50 236V235H49ZM58 236V235H57ZM69 236V235H68ZM101 236V235H100ZM213 236V237H212ZM35 237H36V235H35ZM46 237V236H45ZM86 237V236H85ZM105 237V236H104ZM112 237V236H111ZM25 238V237H24ZM28 238V237H27ZM29 238V239H30ZM34 238V237H33ZM36 238H38V237H36ZM57 238V237H56ZM80 238V237H79ZM106 238V237H105ZM109 238V237H108ZM114 238V237H113ZM112 238V239H113ZM184 238V237H183ZM45 240L47 239V238H44ZM58 239V238H57ZM56 239V240H57ZM88 239V238H87ZM111 239V238H110ZM119 239V238H118ZM35 240V239H34ZM42 240V239H41ZM62 240V239H61ZM128 240V239H127ZM170 240V241H169ZM22 241V242H21ZM44 241V240H43ZM42 241V242H43ZM47 241H49V240H47ZM54 241V240H53ZM75 241H78V244L76 245V243H75ZM86 241V240H85ZM98 241V240H97ZM117 241V240H116ZM119 241V240H118ZM180 243H179V242ZM21 242V243H20ZM29 242H30V240H29ZM28 242V243H29ZM37 242V241H36ZM55 242H57V241H55ZM66 242V241H65ZM69 243H70V241H68ZM88 242V241H87ZM92 242H93V240H92ZM91 242V243H92ZM122 242V241H121ZM173 242H178V244L174 247V245H173ZM189 242V241H188ZM46 243V242H45ZM51 243V242H50ZM86 243V242H85ZM103 243V242H102ZM117 243V242H116ZM128 243V242H127ZM133 243V242H132ZM135 243V242H134ZM169 243H171L173 246H170L169 245ZM190 243V242H189ZM27 244V243H26ZM67 244V243H66ZM140 244V245H141ZM176 244V243H175ZM192 244V245H193ZM34 245V244H33ZM52 245V244H51ZM55 245V244H54ZM57 245H59V243L57 244ZM81 245V244H80ZM86 245V244H85ZM90 245V244H89ZM126 245V244H125ZM133 244H131V246H132ZM201 245V244H200ZM39 246V247H38ZM48 246V245H47ZM71 246V247H72ZM130 246V245H129ZM135 246V245H134ZM137 246V245H136ZM52 248H54L53 246H51ZM50 247V248H51ZM64 247V246H63ZM72 247V248H73ZM82 247V246H81ZM96 247V246H95ZM97 247H98V245H97ZM105 246H103V248H104ZM139 247V246H138ZM189 247V246H188ZM196 247V246H195ZM201 247V249H199V250H197L198 248H193V252H194V250H196V251H198V254H204V252H205V250L202 248L203 247V245L202 246H200ZM199 247V248H200ZM55 248H56V246H55ZM58 248V249H59ZM84 248V247H83ZM94 248V247H93ZM102 248V249H103ZM107 248V247H106ZM111 248V247H110ZM128 248V247H127ZM90 249V248H89ZM100 249H101V247H100ZM125 249V248H124ZM129 249V248H128ZM91 250V249H90ZM95 250V249H94ZM108 250V249H107ZM111 250H113V249H111ZM121 250H122V248H121ZM126 250V249H125ZM59 251V250H58ZM86 251V250H85ZM91 251H93V250H91ZM101 251V250H100ZM120 251V250H119ZM189 251H192V249H190ZM90 252V251H89ZM102 252V251H101ZM125 252V251H124ZM82 253V252H81ZM97 253V252H96ZM110 253V252H109ZM188 253V252H187ZM85 254V253H84ZM101 254H103V253H101ZM105 254V253H104ZM97 255V254H96ZM126 255V254H125ZM139 255H141V256H139ZM164 256V258H163V256ZM97 256H99L100 257V254L99 255H97ZM108 256V255H107ZM22 257H27V258H29L30 260L27 262V263H25V262H22V261H20L19 259L20 258H22ZM82 257V256H81ZM94 257V256H93ZM105 257V256H104ZM113 258H111V259H113L116 263L115 264H122V258L123 257H117L116 256V258L114 257V255L112 256ZM133 257V256H132ZM68 258H70V259H68ZM85 258V257H84ZM88 258V257H87ZM101 258H103V257H101ZM107 258V257H106ZM125 258V257H124ZM196 258V257H195ZM17 259V260H16ZM94 259H96V258H94ZM94 259H92V260H94ZM110 259V260H111ZM127 259V258H126ZM130 259V258H129ZM165 259V260H164ZM185 259H187V258H185ZM198 259V258H197ZM235 260H240V256H238V257H236V258H234ZM54 260H56V259H54ZM91 260V261H92ZM101 260V259H100ZM99 260V261H100ZM107 260V259H106ZM106 260H105V262H106ZM110 260H108L107 262H109ZM88 261H90V260H88ZM90 261V262H91ZM112 261V260H111ZM129 261V260H128ZM133 261V259L131 260V262ZM197 261H200V260H197ZM60 262V263H59ZM127 262V261H126ZM130 262V261H129ZM124 263V262H123ZM89 264V263H88ZM93 264V263H92ZM99 264V263H98ZM132 264V263H131ZM197 264V263H196ZM232 264V263H231ZM235 264V263H234Z\"/></svg>",
    "mask_w": 264,
    "mask_h": 264
},
{
    "label": "clouds",
    "instance_id": "clouds-1",
    "mask_svg": "<svg viewBox=\"0 0 264 264\" xmlns=\"http://www.w3.org/2000/svg\"><path fill=\"white\" fill-rule=\"evenodd\" d=\"M26 2L29 5L40 4L47 7L49 11H54L57 16L67 20L70 25L66 31L68 54L79 51L108 32L119 33L129 22L128 0ZM254 6L257 8L255 13L252 12ZM237 10L242 11L244 16H237ZM218 18L223 21L222 29L231 33L226 46L228 50L215 65V78L201 72L195 74L186 87L202 122L212 129L218 121L227 126L229 114L236 117L240 126L246 118L252 120L254 125L264 124V78H261L264 76V0H234L232 14ZM46 31L44 16L37 11L31 24L24 29V34L30 38H38ZM203 33L213 45L222 38L219 34H214L210 27H205ZM245 65H253L254 71L245 73ZM14 115L12 94L7 88L0 87V129L7 127ZM247 139L249 143L254 142V137L249 136ZM20 150L21 146L15 138L0 136V161L14 157ZM183 159L182 172L176 179L180 181L179 190H207L212 170L201 151L190 150ZM245 221L247 222L219 221L233 225V230L211 245L207 255L212 264H219L222 258L230 260L237 255L241 257L240 264H257L262 259L260 253L264 250V205L257 204ZM211 240L212 238L202 242ZM182 253L184 252L178 255ZM178 255L174 259L169 255L168 260L164 259L166 264L174 261Z\"/></svg>",
    "mask_w": 264,
    "mask_h": 264
},
{
    "label": "snow or ice",
    "instance_id": "snow-or-ice-1",
    "mask_svg": "<svg viewBox=\"0 0 264 264\" xmlns=\"http://www.w3.org/2000/svg\"><path fill=\"white\" fill-rule=\"evenodd\" d=\"M20 207L23 208L26 212H29L33 220H37V221L41 220L40 214L32 210L28 205L24 204V205H20Z\"/></svg>",
    "mask_w": 264,
    "mask_h": 264
}]
</instances>
